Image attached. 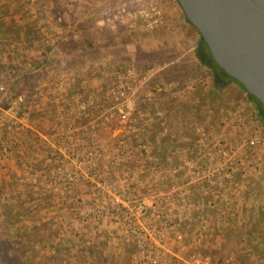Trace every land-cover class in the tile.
Returning <instances> with one entry per match:
<instances>
[{
  "label": "rangeland",
  "instance_id": "obj_1",
  "mask_svg": "<svg viewBox=\"0 0 264 264\" xmlns=\"http://www.w3.org/2000/svg\"><path fill=\"white\" fill-rule=\"evenodd\" d=\"M185 19L176 0H0V221L9 226L0 232L37 231L23 245L32 264H139L143 228L149 246L163 245V264H197L194 255L212 264L190 243L217 247L223 221L181 205L183 183L203 186L192 192L199 200H221L211 213L235 207V183L264 181V151L248 148L235 119L258 113L235 81L214 89ZM161 131L173 142L163 166L151 154ZM138 157L142 166L129 163ZM187 165L184 176L171 168ZM208 185L224 187L209 195Z\"/></svg>",
  "mask_w": 264,
  "mask_h": 264
},
{
  "label": "water",
  "instance_id": "obj_2",
  "mask_svg": "<svg viewBox=\"0 0 264 264\" xmlns=\"http://www.w3.org/2000/svg\"><path fill=\"white\" fill-rule=\"evenodd\" d=\"M199 32L208 58L236 80L264 114V0H176ZM218 74L215 85L221 83Z\"/></svg>",
  "mask_w": 264,
  "mask_h": 264
},
{
  "label": "trees",
  "instance_id": "obj_3",
  "mask_svg": "<svg viewBox=\"0 0 264 264\" xmlns=\"http://www.w3.org/2000/svg\"><path fill=\"white\" fill-rule=\"evenodd\" d=\"M186 22L190 24L187 20ZM0 25L1 27L3 26L2 24ZM50 49L51 48L47 50ZM196 53H197V58L199 60V64L207 68L205 74L206 77H208V75L214 77L217 73L221 72L220 68L212 64V62L209 60L207 47L200 40L198 41V44L196 46ZM48 59L49 57L48 58L46 57V60H44L43 62H39V65H42V63L44 64L47 63ZM21 79H22L21 75L15 76L14 79L15 81L13 83L16 84ZM234 81L241 86L239 82H237L236 80ZM179 86H177V88ZM213 86L214 89L217 90V86L215 85V82ZM209 94L211 95L212 91H209ZM247 97L252 102L255 110L258 113L259 118H261L264 121V114L261 112L259 108L258 100L254 96L249 94L247 95ZM170 101L171 99L167 100L165 109L169 107ZM199 105L200 106L198 105L191 106L193 108L189 110L188 115L190 116L193 110H195L194 113L196 115L201 114L203 108H201L202 107L201 104ZM211 111H213L211 114L215 113L213 108H211ZM161 139L163 140L162 144L165 145V143H167L168 138L165 137ZM151 143H152V147L154 148L157 147L155 144L156 143L155 136L152 137ZM140 159L141 158H139L138 161L130 160L129 163L140 164L139 163ZM262 180L264 179L262 178ZM259 182H261L262 185L264 184V181L252 178L249 180L248 186L251 187L254 183H259ZM254 189L255 186L252 187V189H248L246 193L247 194L252 193L254 192L253 191ZM259 192H254V193H256L258 197H262L264 199V193H262V191ZM255 207H256L255 209L252 210L250 209L246 211V214L244 215L243 219H240L237 222L236 220H232V219L228 221H223L222 232L221 234L219 233L220 238L218 239L219 241L217 247L212 248L210 245L206 247H201L197 249V251H199V254L204 257H208L212 264H223L225 262V257L223 256L224 254L231 257L232 264H264V204L260 203ZM0 216H1V212H0ZM0 224H1L0 231L8 232L9 226L7 225V222L2 223L0 221ZM36 232L37 231L34 230L32 233L26 234L27 232L24 231L16 236L12 235L13 237H11V235L6 236L5 234L0 232V264H32L31 260H28L25 257L26 250L24 249L23 245L26 241V238L31 235H36ZM228 244L230 246H228Z\"/></svg>",
  "mask_w": 264,
  "mask_h": 264
},
{
  "label": "crops",
  "instance_id": "obj_4",
  "mask_svg": "<svg viewBox=\"0 0 264 264\" xmlns=\"http://www.w3.org/2000/svg\"><path fill=\"white\" fill-rule=\"evenodd\" d=\"M212 122H214V120H212ZM158 132H159V130H158ZM158 132L155 135V140H156L155 144H156L157 147H155V148L153 147V149L151 148L153 150L151 154L154 155V157L155 156L160 157L159 162L163 166V163L168 160L167 158H170L168 156H171V150H167V149L171 148V146L173 145V142H172V139L169 136H166V138H168L167 143H165V145L162 144L163 140L161 138H165V135L163 134L162 131L159 134H158ZM172 155H173V153H172ZM139 158H141V157H138L137 160H139ZM140 161H139V163H141V166H142V163H143L144 159L141 158ZM171 168H173V170L176 169V171H174V173H179L180 176H184L186 173L191 172L188 168L186 170L185 169L181 170L179 168V166L171 167ZM193 183H195V182L186 181L185 183H183L186 191L187 190L189 191L188 192L189 194H187V196H186V201H185L186 203L181 204V205H183V206H185V205L187 206L188 205L190 207L191 205L197 203V205L201 206L200 207L201 209H203L204 207L206 208L207 214H205V216L207 215L206 217H208L210 219H214V220L217 219V220H220V221H228V220L232 219V220H236V222H237L240 219H243L244 215L246 214V211H248L250 209L251 210L255 209L256 208L255 206L259 205L260 203L264 204V199L262 197H258L256 195V193H254V192H259V191H262V193H264V184L262 185L261 182H259V183H254L251 187H249L246 184H244L243 182H240V183H235L234 185L231 186V190L233 189L237 193V197L231 198V201H232L231 203H234L235 207L234 208L232 207V209H228L227 206H226L227 202H223V204H222L223 205L222 206L223 207L222 208L223 211L215 208L210 213V208H212V206L219 205L221 203V200L211 201L213 199H210V198H212L210 196H206L203 200H199V199H201L199 196L195 195L196 197H194L193 196L194 194H192V192L199 191V188L200 187L203 188V186H199V184L197 182L195 184H193ZM254 186H255V189L253 190L254 192H252L251 194L250 193L247 194L246 193L247 190L248 189H252V187H254ZM223 187H221V185H218V188L216 187V190H213L215 188H211L208 185L207 187H204V189L206 188L208 190V192H209V193L207 192L206 194L210 195V192L212 190L217 192L218 191L217 189H222ZM218 193L220 194L219 191H218ZM245 195H249L250 197H245ZM223 201H226V196H225V198H223ZM218 210H219V212H217ZM113 233H115V232H112V234ZM192 237H194V235ZM195 238H197V236ZM198 238H199V234H198ZM200 241L201 240L197 239V242H199V243H195V244L194 243H190V245H191L190 247H197L198 248V247H206L208 245V244H206V241L205 242H201V243H200ZM115 249H117V248L115 247ZM122 250H123V247H119L118 251L115 252V253H121ZM125 251L126 250H124V252ZM165 252L169 253V255H174L175 257L179 258V256L177 255L179 253V251L176 253V252H174L172 250L166 249Z\"/></svg>",
  "mask_w": 264,
  "mask_h": 264
},
{
  "label": "built area",
  "instance_id": "obj_5",
  "mask_svg": "<svg viewBox=\"0 0 264 264\" xmlns=\"http://www.w3.org/2000/svg\"><path fill=\"white\" fill-rule=\"evenodd\" d=\"M120 93H121V98H123L125 96L124 92L121 91ZM123 107H124L123 101H120L117 103V108L121 114V118H122V120H125L127 118V114L124 113ZM229 116H230V114H228L225 117V119L227 120L229 118ZM235 119H237V121L245 128V130L246 129L248 130L247 136L243 140L246 143V145L248 146V148L252 152H256V151H260V150L264 151V121L261 118H258V117L254 118L253 116H250L248 119V124H246L245 119L240 115H238ZM232 120H233V118L231 117L230 121H232ZM248 126H249V128H248ZM127 153H129V152H127ZM209 154L210 153L205 154L203 156V158L207 159ZM259 165H260V161L258 162L257 166H259ZM179 168L185 169V170L188 168L191 171V170H193V165L180 166ZM195 169H196V167H195ZM204 170L208 171V170H210V168L208 166H206L204 168ZM173 171H176V169H174ZM194 172L200 173V170L196 169ZM173 191H175L176 194L179 193V192H177L178 190H176V189ZM159 193L161 195H163L162 190H159ZM167 198H168V201H171L173 199L170 196H168ZM114 201L116 203H120V204H124V205L127 204L126 202L123 201L122 198H120V196H115ZM138 205L140 206L139 209L141 210V213L145 214L146 210H145V207L142 205V203H138ZM138 222H139L140 226H142L141 222L140 221H138ZM152 230L154 232L157 231L160 234L157 236L158 237L157 241L160 243L164 242V239H165L164 235H162L160 233V231L158 230L157 224L153 226ZM142 232L146 233V229L143 228V230H140V232H138V234L134 235L135 236L134 242L136 243V246H137V258L139 260L138 263L139 264H163L161 261L162 248H163L162 246L163 245H160L157 242H155V245L153 244L154 246H149L145 242V240L142 236V234H144V233H142ZM144 235H146V234H144ZM176 238L181 239L182 235L177 233ZM192 260L194 262H196L197 264H208L209 263L207 258H201V257H198L196 255H194L192 257Z\"/></svg>",
  "mask_w": 264,
  "mask_h": 264
},
{
  "label": "flooded vegetation",
  "instance_id": "obj_6",
  "mask_svg": "<svg viewBox=\"0 0 264 264\" xmlns=\"http://www.w3.org/2000/svg\"><path fill=\"white\" fill-rule=\"evenodd\" d=\"M215 70H216V67H215ZM217 74L219 75L220 79L222 80L221 83L227 82L226 79H225V77L223 76L222 72H219ZM233 81L234 80L229 81V82H233Z\"/></svg>",
  "mask_w": 264,
  "mask_h": 264
}]
</instances>
